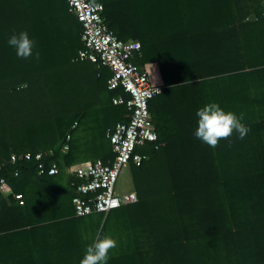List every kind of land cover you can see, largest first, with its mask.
Here are the masks:
<instances>
[{
    "label": "trees",
    "instance_id": "16d2710c",
    "mask_svg": "<svg viewBox=\"0 0 264 264\" xmlns=\"http://www.w3.org/2000/svg\"><path fill=\"white\" fill-rule=\"evenodd\" d=\"M90 1L138 45L134 65L158 66V148L136 150L135 203L75 217L65 168L113 160L106 134L129 112L112 99L128 96L107 89L108 69L78 60L82 27L65 0H0V264H80L97 234L117 241L107 264H264V0ZM21 31L35 41L28 59L8 44ZM211 102L243 114L245 138L212 148L195 137ZM37 153L58 174L39 176Z\"/></svg>",
    "mask_w": 264,
    "mask_h": 264
},
{
    "label": "built area",
    "instance_id": "2783aa9c",
    "mask_svg": "<svg viewBox=\"0 0 264 264\" xmlns=\"http://www.w3.org/2000/svg\"><path fill=\"white\" fill-rule=\"evenodd\" d=\"M69 12L73 14L82 27L81 43L83 48L78 52L79 61H87L109 70L111 76L107 80V89L115 91L122 89L128 98L122 96L112 99L113 105H124L129 112L124 123H117L106 136L110 142L113 160L104 164L100 160L85 161L65 168V173L71 178L74 189L72 206L77 218L95 214L106 216L112 210L128 206L137 201L136 193L128 191L119 193L117 183L120 175L129 170L130 165L139 167L143 157L137 149L148 144L158 148L157 134L149 111V102L161 94L163 86L154 85L146 70V66L134 65L131 60L138 53L136 43H126L118 39L108 28L102 17L101 4L90 0H65ZM69 136L66 137L68 142ZM68 145L64 144L63 152H67ZM30 154L24 159L30 160ZM43 155L37 153L33 160L39 162L37 174L39 176H53L58 174L56 164L46 167ZM16 158L11 157V163ZM17 176V172L14 173ZM7 183L0 179V196L7 197ZM19 205L23 204L21 194L14 196Z\"/></svg>",
    "mask_w": 264,
    "mask_h": 264
},
{
    "label": "clouds",
    "instance_id": "9594fccd",
    "mask_svg": "<svg viewBox=\"0 0 264 264\" xmlns=\"http://www.w3.org/2000/svg\"><path fill=\"white\" fill-rule=\"evenodd\" d=\"M10 47L16 50L19 58L28 59L33 56L35 41L30 38L27 31L13 34L8 40ZM39 59V53H36ZM197 128L195 137L208 146L215 148L220 140L230 138L234 133L239 139L246 137L250 128L243 123V114L225 111L218 103L211 102L197 110ZM117 247V241L110 236L97 237L86 247L80 264H107L109 252Z\"/></svg>",
    "mask_w": 264,
    "mask_h": 264
},
{
    "label": "crops",
    "instance_id": "0c3cea01",
    "mask_svg": "<svg viewBox=\"0 0 264 264\" xmlns=\"http://www.w3.org/2000/svg\"><path fill=\"white\" fill-rule=\"evenodd\" d=\"M144 66H146V70H147V72L149 74V78H150L151 82L154 85H162V81H161V78H160V75H159L157 64L155 62H152V63H148V64H146ZM61 199L64 201V203L66 202V205H68V207H70V205H69V196L68 195L63 196ZM48 200H50L49 203H51L50 205H52L53 204V202H52L53 201V197L51 196L50 199H48Z\"/></svg>",
    "mask_w": 264,
    "mask_h": 264
},
{
    "label": "rangeland",
    "instance_id": "374dc122",
    "mask_svg": "<svg viewBox=\"0 0 264 264\" xmlns=\"http://www.w3.org/2000/svg\"><path fill=\"white\" fill-rule=\"evenodd\" d=\"M116 187L119 193H124L131 190L133 191L129 171H125L120 175Z\"/></svg>",
    "mask_w": 264,
    "mask_h": 264
}]
</instances>
